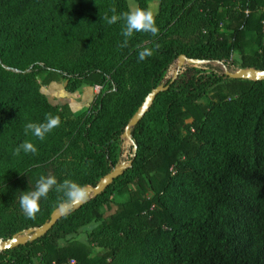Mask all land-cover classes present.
Returning a JSON list of instances; mask_svg holds the SVG:
<instances>
[{
    "label": "trees",
    "instance_id": "trees-1",
    "mask_svg": "<svg viewBox=\"0 0 264 264\" xmlns=\"http://www.w3.org/2000/svg\"><path fill=\"white\" fill-rule=\"evenodd\" d=\"M112 7L130 9L127 0H0V240L60 205L50 191L35 219L21 211L20 192L41 175L94 186L116 167L128 121L168 85L131 128L136 149L122 173L42 236L0 250V264H264V80L227 75L264 70V0H159L158 36L134 33L125 47L123 22L103 19ZM144 47L154 54L139 61ZM180 55L202 63L170 83ZM60 80L69 92L100 91L76 115L41 91ZM47 114L61 125L44 141L24 134ZM25 140L35 155L16 154ZM86 226L85 240L67 238Z\"/></svg>",
    "mask_w": 264,
    "mask_h": 264
},
{
    "label": "clouds",
    "instance_id": "clouds-1",
    "mask_svg": "<svg viewBox=\"0 0 264 264\" xmlns=\"http://www.w3.org/2000/svg\"><path fill=\"white\" fill-rule=\"evenodd\" d=\"M110 11L113 14L110 17L106 14L103 18L108 25H114L118 21L123 22L121 35L124 37V41L120 45L121 47L127 46L129 38L134 33H148L153 37L159 34L155 15L151 10L136 7L130 8L128 11L120 13L119 15L115 14V7H112ZM153 54L154 52L151 48L144 47L138 51V60L144 61ZM60 125L61 119L59 116L47 114L42 123H27L24 126V134L27 136L31 133L36 139L44 141L46 136ZM21 150L25 154L30 153L35 155L37 153L36 145L29 140H25L19 145L16 149V154L18 155ZM50 191H55L58 194L62 210H67L68 207H75L84 203L89 196L86 186L80 185L71 179H64L62 182H58L54 175H41L36 181L33 190L20 192L19 205L23 214L29 219H35L37 213L41 211V199L46 200Z\"/></svg>",
    "mask_w": 264,
    "mask_h": 264
},
{
    "label": "water",
    "instance_id": "water-1",
    "mask_svg": "<svg viewBox=\"0 0 264 264\" xmlns=\"http://www.w3.org/2000/svg\"><path fill=\"white\" fill-rule=\"evenodd\" d=\"M201 63L202 62L198 59L186 58L185 55H180L178 58L177 69L174 71L171 77L170 83H172L175 80L179 72L183 69L184 65L186 64L196 65V64H201ZM227 75L231 78L250 79L254 81L264 80V70H258V69H252V68H249V69L240 68L235 71L227 72ZM167 88H168V85L166 86L159 85L153 88L147 94V96L145 97V99L143 100V102L141 103L137 111L135 112V114L131 117V119L128 121L127 125L125 126V129L122 135L123 138H126V139L130 138L131 128L134 125H136V123L143 117V115L146 113V111L150 107L156 95L159 92ZM135 149L136 147L134 146L132 150L133 155L135 154ZM126 166H127V163H121L117 165L116 167H114L109 173L104 175L94 186H86L88 193H89L88 199L92 196L97 195L101 191H103L113 181L114 178H116L118 175L122 173L123 169ZM82 204L75 206V207H68L67 210H62L59 205L51 212L49 219L42 225L37 226L32 229H28L25 234L14 235L8 239L2 240L0 250L13 248L20 244H24L27 241H32L34 239H37L38 237L45 234L59 218H61L62 216L70 212L71 210H74L80 207Z\"/></svg>",
    "mask_w": 264,
    "mask_h": 264
},
{
    "label": "rangeland",
    "instance_id": "rangeland-1",
    "mask_svg": "<svg viewBox=\"0 0 264 264\" xmlns=\"http://www.w3.org/2000/svg\"><path fill=\"white\" fill-rule=\"evenodd\" d=\"M127 3H128L130 8H136L137 7V3L134 0H127ZM149 10H151L153 13H156L158 10V2L155 3V2H153V0H150ZM113 44L109 42L106 44V46L109 48H112L114 46L116 47V42H114ZM177 63H178V61L170 66V68L167 72L166 78H169L173 75L174 71L177 69ZM186 65H188V64H186ZM186 65H184L183 70H184ZM195 66H197V64ZM7 70L15 72L14 69H10L8 67H7ZM63 82H64V84H63L64 87L58 85L57 87L51 88L48 90V88H45V85H44L41 87V91L46 95L48 100L53 104L59 105V103L69 101L70 105L74 109L73 113H75L76 115H80L81 113H83L91 105L94 98L98 95V93L100 91V87L97 89L96 86H90L91 88H88L89 90L87 89V90L81 91L72 97V96H69V94L71 92H69L65 88V85H66L65 80L64 81L60 80L57 83L62 84ZM51 83H55V82H51ZM71 110H72V108H71ZM131 153H132V148H131L130 141L126 138H123L121 141V155H120V158H119L117 165H119L121 163H128V160L131 157ZM90 227L91 226L83 227L77 233L70 235L67 238L68 239L85 240ZM1 241L2 240H0V246H1Z\"/></svg>",
    "mask_w": 264,
    "mask_h": 264
},
{
    "label": "crops",
    "instance_id": "crops-1",
    "mask_svg": "<svg viewBox=\"0 0 264 264\" xmlns=\"http://www.w3.org/2000/svg\"><path fill=\"white\" fill-rule=\"evenodd\" d=\"M147 2H148V10H149V5H150V0H147ZM153 2H155V3H157V2H159V0H153ZM234 59L235 60H238L239 58H238V56L237 55H234ZM64 81V80H63ZM64 82L61 84V83H57V82H55V83H50V84H48V85H45V88H48V90L49 89H51V88H55V87H57L58 85H60V86H62V87H64ZM88 88H91L89 85H85V84H83L81 87H79V89L77 90V91H75V92H71L70 94H69V96H75L77 93H79V92H81V91H84V90H87ZM89 90V89H88ZM63 104H68L71 108H72V111H74V109H73V107L70 105V103H69V101H65V102H62V103H59V105H63Z\"/></svg>",
    "mask_w": 264,
    "mask_h": 264
},
{
    "label": "built area",
    "instance_id": "built-area-1",
    "mask_svg": "<svg viewBox=\"0 0 264 264\" xmlns=\"http://www.w3.org/2000/svg\"><path fill=\"white\" fill-rule=\"evenodd\" d=\"M96 88L98 89V88H99V86H96Z\"/></svg>",
    "mask_w": 264,
    "mask_h": 264
}]
</instances>
